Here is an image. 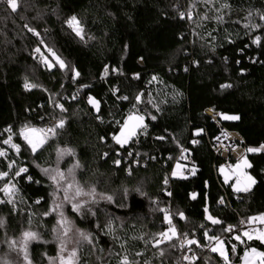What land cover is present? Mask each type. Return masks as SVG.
<instances>
[{
  "label": "trees",
  "instance_id": "trees-1",
  "mask_svg": "<svg viewBox=\"0 0 264 264\" xmlns=\"http://www.w3.org/2000/svg\"><path fill=\"white\" fill-rule=\"evenodd\" d=\"M192 1L16 0L13 11L0 0V152L7 154L0 172L8 174L0 189L10 178L16 187L11 203L0 191V245L27 229L49 242L55 217L45 170L67 151L83 187L114 197L82 215L68 211L94 241L80 264H120L121 258L175 264L176 239L159 235L170 215L179 235L198 233L200 243L201 229L210 227L227 264H242L251 249L264 253L258 240L225 235L238 217H264V0H212V11L198 7L197 13L188 10ZM200 15L206 20L198 21ZM72 17L80 35L68 25ZM207 110L218 112L217 123ZM132 113L145 130L118 147L113 138ZM61 120L55 137L35 152L19 135L25 126ZM221 132L242 139L254 181L249 191H236L230 181L218 185L221 159L213 145ZM9 138L16 153L5 143ZM178 157L192 161L191 178L168 177L177 164L186 166ZM21 168L27 171L17 175ZM223 193L229 204L218 206ZM206 197L219 227L204 221ZM44 254L54 256V246H31L35 264ZM196 256L193 264H222L215 252Z\"/></svg>",
  "mask_w": 264,
  "mask_h": 264
},
{
  "label": "rangeland",
  "instance_id": "rangeland-1",
  "mask_svg": "<svg viewBox=\"0 0 264 264\" xmlns=\"http://www.w3.org/2000/svg\"><path fill=\"white\" fill-rule=\"evenodd\" d=\"M199 5L197 6V4ZM212 0H193L190 2L188 10L191 9L192 12H196L198 7H201V10L205 11H212ZM197 13V12H196ZM199 20H206L204 15H200L198 17ZM197 21V20H196ZM197 21V22H198ZM69 27H71L72 31L75 32L77 35H80L79 27L75 24L68 23ZM50 54V57L54 63L60 66V62L57 59L56 56H54L53 52L46 51ZM49 66L52 65L49 61L47 62ZM61 67V66H60ZM92 106L96 109L97 104L92 103ZM129 117H133L134 119H129ZM141 118V116L137 113L130 114L122 123L118 133L114 136L113 141L118 147H124L126 146L139 132H142L145 130V124L142 120L136 119ZM55 122V121H54ZM55 129L57 124H54ZM135 129V134L129 136V132L132 129ZM31 129H42L38 127H32V126H25L19 131V135L21 139L29 146V148L32 150L31 146L25 140L24 136L28 135L30 138L36 139V138H42V136H47L46 142L50 140L51 138L55 137V134H50L49 132L45 133H32ZM46 130V129H44ZM123 130V133H122ZM116 137H119L121 141H123L125 138H127L126 143H118L115 139ZM13 140V137H12ZM45 142V143H46ZM44 143V144H45ZM43 144V145H44ZM9 149L12 150L13 153H16L17 147H13L14 143L10 140V143L7 144ZM41 148V147H40ZM38 148V150L40 149ZM4 153L3 155H0V158L3 156H6L5 150H2ZM33 152V151H32ZM71 154L69 152H62L59 155V158L57 159L56 164L54 167L48 169L46 171L47 178L49 180V183L51 184V206H50V214H52L55 217V224L53 227V230L51 231V237L49 242H46L42 235L39 233V231L35 229H27L22 231L16 238H6L0 245V261L2 264H35L30 256V249L31 246L34 244L44 243L48 245H53L55 248V255L50 257L46 254L43 255L44 261L42 264H64L61 257L67 259L70 252L75 249L76 251V257L73 259L71 264H80V261L82 259V256L86 253V249L88 247L93 246L94 241L91 234H89L86 231L80 230L73 218L69 215L68 211L74 212L78 215H82L85 211H90L95 206H98L102 201H104L108 197H102L101 194H98L95 192V190L90 187H83L80 182L78 181L76 177V169L77 164L73 160L74 157L71 158ZM70 158V160L67 162V159ZM67 162V163H66ZM185 169V166L182 164H177L175 167V174L177 176L181 175L182 171ZM247 162H233V170H234V176L236 178L235 182H233V188L236 190V188H248L249 190L253 186V180L249 179V176L247 175ZM58 173H63V178H61ZM56 177V181L52 179V177ZM222 176L227 179V181H230L231 178L229 176H226L224 172H222ZM6 176L0 177L1 180L5 179ZM239 181V183H237ZM5 184H8L11 188L13 186V179H9L8 182ZM4 184V186H5ZM71 184V188L68 187V185ZM3 186V188H4ZM2 188V189H3ZM67 189V191H65ZM79 189V195H77V190ZM247 190V191H249ZM238 192H246V191H238ZM16 194V187L14 186V189L11 191V194H5L4 191H2V195L6 197L7 200L13 199ZM65 196H67V199H65ZM114 196V195H113ZM114 197H111L109 199L112 201ZM73 205H78V209L74 208ZM168 219H166V216L164 217L165 224L170 226L172 224V221L169 216H167ZM169 220L171 223H169ZM259 222H261V219H258ZM262 223V222H261ZM106 228L109 231H113L112 223H107ZM170 228L174 227H168L165 232H168L170 236H172V233L169 231ZM65 229H67V233H65ZM29 231L36 234V239L29 240L27 242V247L25 249V238H24V232ZM264 231V230H262ZM81 233H85L88 236V239H84L83 236H81ZM176 233V232H175ZM260 232H256L252 234V239H249L248 236L244 235V237L247 238V240H258L262 244H264V241L257 238L259 236ZM176 234L172 236L171 239L175 238ZM166 240H169L165 238ZM170 239V240H171ZM159 241V240H158ZM158 241L156 240V245H158ZM15 242V243H13ZM63 245V251H61ZM218 244H216L215 248H217ZM217 252V251H215ZM219 255L221 253H218ZM221 256V255H220ZM125 258H121L120 264H124ZM128 264V261H127Z\"/></svg>",
  "mask_w": 264,
  "mask_h": 264
},
{
  "label": "built area",
  "instance_id": "built-area-1",
  "mask_svg": "<svg viewBox=\"0 0 264 264\" xmlns=\"http://www.w3.org/2000/svg\"><path fill=\"white\" fill-rule=\"evenodd\" d=\"M206 114L211 118V120L215 123H217L219 114L218 112H214L211 110H207ZM227 116H224V118ZM54 124H57L54 121H50L48 124L42 127V129H49L54 128ZM218 126V125H217ZM56 129L54 133L49 132L50 134H55ZM224 133H226V136H224ZM10 143V140H8ZM7 143V144H9ZM242 139L241 137L232 132H221L218 137L214 141L213 145V152L215 156L220 157L221 164L215 168L214 174L216 177V180L218 181V185L222 188L223 184H227L229 181H227L226 178L222 176V172L226 174V176H229L231 178L230 182H235L236 178L234 176V170H233V162H246V150L242 147ZM178 160H184L186 164V168L182 171L181 175L177 176L175 174V171L172 170L168 177H177L182 179H189L193 175V170L189 169V166H193L192 161L187 158L183 159L182 157H178ZM118 162V159L115 160V163ZM248 175V174H247ZM229 200L227 196L223 193V195L218 199L217 205L218 206H224L228 205ZM172 224L170 226L166 225L167 227H174L176 232V246L178 249V256L176 257L175 264H193V262L197 258V254L201 253H211L215 252L212 251L213 248H215L216 244L219 242H222L221 238L218 240L211 239L212 237L209 236L211 232L210 227H205L201 229V233H203L204 236V242L200 243L197 239L198 233H192L191 236H181L179 233H177L175 225L173 223L174 217L172 215L169 216ZM264 230V223H261L258 221V219L251 220L250 222H245L242 218L238 217V224L237 225H228L225 227V235H231L234 233H242L245 232L249 233V235H252L256 232H261ZM218 238V237H217ZM160 241H164V238H161ZM189 241H195V243H189ZM216 253V252H215ZM221 258V257H220ZM222 264H227V259H223Z\"/></svg>",
  "mask_w": 264,
  "mask_h": 264
},
{
  "label": "snow or ice",
  "instance_id": "snow-or-ice-1",
  "mask_svg": "<svg viewBox=\"0 0 264 264\" xmlns=\"http://www.w3.org/2000/svg\"><path fill=\"white\" fill-rule=\"evenodd\" d=\"M6 2H7V4H8V6H10L11 9H12L13 11H16V9H17V2H16V0H6ZM225 7H227V5H225ZM181 15H183V14H181ZM262 18H264V17H262ZM69 23H70V24L78 25L79 22L76 20V17H72L71 20L69 21ZM30 30H31V29H30ZM60 66H61V67H64L63 62H60ZM77 75H78V73H77ZM25 87H30V85L26 84ZM89 102H90V103H95V102H94L93 100H91V99H90ZM61 107H62V106H61ZM129 119H134V118H133V117H129ZM136 119H140V120H142V117H141V118H136ZM225 119H238V117H225ZM63 125H64V121L61 120V121L59 122V124L57 125V127H63ZM30 131H31L32 133H37V132H39V133H42V134H43V133H45V132H52V133H54L55 129H54V128H49V129H47V130H44V129H31ZM122 133H123V130H122ZM134 134H135V129L133 128V129L129 132V136H130V135H134ZM24 138H25V140H27V142H28L29 145L31 146L32 151L35 152V151L38 150V148H40V147L43 146V144L46 142L47 136L45 135V136H42V138H36V139H33V138H30L28 135H25ZM115 139L117 140L118 143H126V142H127V138H125L123 141H121L119 137H116ZM9 140H10V138H9ZM5 143H9V141H5ZM13 147H17V150H18V146L13 145ZM257 150H258V149H251V148L248 149L249 152H251V151H257ZM3 154H4L3 152H0V155H3ZM117 163H118V162H117ZM77 166H78V165H77ZM9 167H11V164L9 165ZM26 171H27V169L21 168V169L19 170V172H17L16 174L19 175L20 172H26ZM45 171H47V170H45ZM7 175H8V174H7L6 172H0V177H4V176H7ZM58 175H59L61 178H63V173H58ZM52 179H53L54 181H56V177H55V176H53ZM249 179H251V177H249ZM252 182L254 183V181H252ZM237 183H239V181H237ZM71 186H72L71 184L68 185L69 188H71ZM13 189H14V185L11 186V188H10V186H9L8 184H5L4 188H3V189H0V191H4L5 194L10 195V194H11V191H12ZM241 190H243V191H247V190H249V189H248V188H243V189H241V188H236V191H241ZM65 191H67V189H66ZM77 195H79V189L77 190ZM65 199H67V196H65ZM108 199H111V197H108ZM3 202H5V201H0V203H3ZM7 202H8V203H11L12 201H11V199H9ZM73 207L78 209L79 206H78V205H73ZM182 215H183V214H181V216H182ZM166 219H168L167 216H166ZM208 219L212 220V223H214V224H215V223H219L218 220L213 219L211 216H209ZM260 219H261V222L264 223V217H261ZM2 223H3V220H0V224H2ZM169 223H171L170 220H169ZM67 231H68V230L65 229V233H67ZM169 231L172 233V236H174V235L176 234L174 228H170ZM23 235H24V238H25V242H24V243H25V249H26V247H27V242H28L29 240L36 239V234L33 233V232L26 231V232H24ZM159 235H160L161 237H163V238H167V239H169V240L172 238V236H170L168 232H162V233H160ZM244 235L248 236L249 239H252V238H253V237H252L251 235H249V233H247V232H245ZM81 236H83L84 239H88V236H87L85 233H81ZM257 238H259V239H261L262 241H264V231H261L260 234H259V236H258ZM211 239H216V240H218L219 238H217V237H212ZM237 239H239V237H237ZM13 243H15V242H13ZM158 243H159V241H158ZM189 243H190V244H191V243H195V241H189ZM217 250H218L217 248H213V249H212V251H217ZM61 251H63V245H62ZM252 251L255 252V249H253ZM222 254H223V253H222ZM259 255H260L261 258H262V260H261V264H264V253H260ZM75 257H76V251H75V249H73V250L70 252V254H69V256L67 257L66 260H65V258H63V257H61V259H62V261L64 262V264H71V262L73 261V259H74ZM124 264H127V260H126V259H125V261H124Z\"/></svg>",
  "mask_w": 264,
  "mask_h": 264
},
{
  "label": "crops",
  "instance_id": "crops-1",
  "mask_svg": "<svg viewBox=\"0 0 264 264\" xmlns=\"http://www.w3.org/2000/svg\"><path fill=\"white\" fill-rule=\"evenodd\" d=\"M217 254L221 253L219 255V257L223 258V259H227V252L225 249V246L222 242L217 243ZM253 249L245 252L243 258H242V264H261V256L259 255L260 252H258L257 250H255V252L252 251ZM223 253V254H222Z\"/></svg>",
  "mask_w": 264,
  "mask_h": 264
},
{
  "label": "water",
  "instance_id": "water-1",
  "mask_svg": "<svg viewBox=\"0 0 264 264\" xmlns=\"http://www.w3.org/2000/svg\"><path fill=\"white\" fill-rule=\"evenodd\" d=\"M224 136H226V133H224ZM203 212H204V221L209 226H211V227H219L221 225V222L219 220H218L219 223H215L214 224V223H212V220L208 219V217L211 216V214H210L209 203H208L207 197H206V201H205V206H204ZM213 219H215V218H213ZM215 220H217V219H215Z\"/></svg>",
  "mask_w": 264,
  "mask_h": 264
}]
</instances>
